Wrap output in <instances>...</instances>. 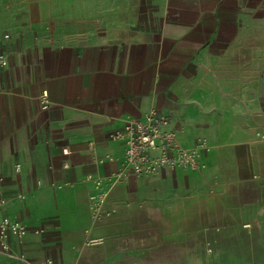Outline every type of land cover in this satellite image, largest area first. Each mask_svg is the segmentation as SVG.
<instances>
[{
  "label": "crops",
  "instance_id": "obj_1",
  "mask_svg": "<svg viewBox=\"0 0 264 264\" xmlns=\"http://www.w3.org/2000/svg\"><path fill=\"white\" fill-rule=\"evenodd\" d=\"M153 1H0V219L27 228L0 264H264V70L235 12ZM153 109L197 170L125 167L110 134Z\"/></svg>",
  "mask_w": 264,
  "mask_h": 264
},
{
  "label": "built area",
  "instance_id": "obj_2",
  "mask_svg": "<svg viewBox=\"0 0 264 264\" xmlns=\"http://www.w3.org/2000/svg\"><path fill=\"white\" fill-rule=\"evenodd\" d=\"M7 64V59L0 55V69ZM44 103L47 104V101L44 100ZM110 138L123 143L124 165L138 175L155 174L167 167L183 170H197L200 167V153L179 142L170 118L157 109H153L143 119L112 132ZM19 168L18 165L17 170ZM107 196L102 182L96 180L94 192L90 196V210L94 218L104 215ZM26 233L27 228L23 223L0 219V252L10 258L25 260L24 256L18 257L10 252V244L14 240L21 241Z\"/></svg>",
  "mask_w": 264,
  "mask_h": 264
},
{
  "label": "rangeland",
  "instance_id": "obj_3",
  "mask_svg": "<svg viewBox=\"0 0 264 264\" xmlns=\"http://www.w3.org/2000/svg\"><path fill=\"white\" fill-rule=\"evenodd\" d=\"M0 1L13 6L10 3L16 0ZM166 1H168L171 10L175 6L177 16L180 17H187L189 15V9L185 6H188L190 2H213L217 7L221 8V17L224 18L225 22L229 17L228 14L235 12L234 14L239 20L241 35L239 63L245 67H256L258 71L264 70V0H155L152 2L154 3V8H150L147 11H158L155 7L160 4L163 5ZM148 4L150 5L151 2H148ZM224 32H232V29L226 27ZM224 46L226 48V57L232 61L238 49L236 42L234 45L232 40L225 41ZM235 60H237L236 57Z\"/></svg>",
  "mask_w": 264,
  "mask_h": 264
}]
</instances>
